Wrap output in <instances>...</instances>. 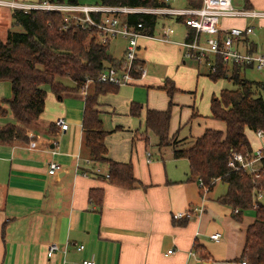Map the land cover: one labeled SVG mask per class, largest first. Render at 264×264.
<instances>
[{
    "label": "crops",
    "instance_id": "1",
    "mask_svg": "<svg viewBox=\"0 0 264 264\" xmlns=\"http://www.w3.org/2000/svg\"><path fill=\"white\" fill-rule=\"evenodd\" d=\"M232 3L236 8L264 11V0H232ZM171 4L188 7L187 0H174ZM13 13L14 10L0 6V16L6 15L9 26L6 25V36L0 37L2 41L12 30ZM169 22L185 30L181 41L184 42L188 28L171 17L160 19V25H169ZM219 25L225 29L252 26L254 33L248 39L255 49L264 51V34H258L264 30V19L223 18ZM174 29L172 40L178 31L176 27ZM147 42L154 43L148 55L166 58L170 54L169 65L176 61L179 51L184 59L183 65H186L185 60L197 63L187 58L185 48L179 45L153 40ZM146 50L147 46L140 44L139 58L144 65L147 64ZM188 70L194 71L192 68ZM166 79L176 90L172 97L167 92V108L153 103L148 107L164 111L171 103L172 108L180 107L178 110L181 112L187 107L193 109L189 110L188 118L184 112L178 129L173 127L171 117V136L178 140L186 139L188 148L206 130L222 129L221 126L207 124L197 136L181 131L187 121L191 124L195 119L204 122L207 117H203L195 106L174 102L177 92L189 91H184L177 78ZM165 80L151 87L165 90ZM1 84L10 93V85L6 82ZM104 96L99 98V110L103 115L112 113L101 102ZM84 107L82 91L60 97L49 89L45 112L41 115L44 123L39 127L43 136L37 135L49 141L50 146L34 149L0 144V264H82L85 259H93L97 264H238L243 261L246 230L255 218L251 223L246 222L243 216L238 220L231 207L218 202L228 191L226 183L217 180L212 191L202 193L199 181L189 180V161L175 158L171 146L157 148V151L148 149L146 145L143 148L139 141L147 144L146 131L142 133L138 129L116 126L108 131L110 133L106 137L108 157L116 162L131 163L134 175L142 185L128 190L110 184L106 179L108 165L83 161L86 159L82 157V152L85 157L82 150ZM59 118L66 120L68 129L61 130L55 124ZM11 122L15 123V120L10 114L0 119L1 126ZM51 124L57 128L54 135L49 133ZM118 132L130 134L118 142L115 137ZM250 132L247 131L249 141ZM147 139L149 143V137ZM259 141L261 144L257 149L264 145L262 140ZM252 149L257 150L253 146ZM78 157L81 160L78 161ZM51 161L62 166L57 175L48 173ZM77 164L80 166L76 167ZM220 183L225 184L223 193L216 190ZM92 189L104 190L99 207L90 200ZM201 208L203 212L199 214L197 210ZM179 214L184 216L178 218L176 215ZM216 233L221 238L211 240L210 235ZM54 243L59 249L50 255L48 250ZM80 245L85 246L84 250L77 249ZM170 250L173 252L168 254Z\"/></svg>",
    "mask_w": 264,
    "mask_h": 264
},
{
    "label": "trees",
    "instance_id": "2",
    "mask_svg": "<svg viewBox=\"0 0 264 264\" xmlns=\"http://www.w3.org/2000/svg\"><path fill=\"white\" fill-rule=\"evenodd\" d=\"M63 3L62 0H54ZM69 3H81L70 0ZM104 5L120 6H158L159 0H92ZM89 2V3H92ZM188 7H200L201 0H187ZM87 3V2H83ZM159 17L153 15H130L129 24H144V32L154 35L160 25ZM13 26L22 31H9L5 41L0 40V82H9L12 97L0 101V119L12 115L15 123L0 125V144L22 146L26 148H46L50 142L43 140L28 129L37 122L44 112L47 98L45 86L53 94L61 96L65 92L78 93L87 79L94 82L85 95V107L82 120L83 145L85 157L97 164L108 165L107 181L124 189L141 187V182L134 175L131 163H121L108 157L106 131L103 113L99 110V98L107 94L118 93L119 86L100 84L96 79L107 65L119 66V60L108 54L109 45H102L92 37L90 29L72 27L64 29L62 16L55 12L16 10L13 13ZM177 22H181L178 19ZM191 41L194 31L188 28ZM217 66L215 73L207 75L214 81L227 79L234 82L235 90L223 89L218 97L211 101L212 118L225 124V130L208 129L193 140L187 148L186 139L171 143L170 123L172 104L167 110L146 109L144 124L146 134L152 132L158 140L157 146H171L175 158H186L190 164V181H202L207 192L212 191L216 181L221 180L228 186L225 196L218 199L222 205L238 209L235 217L239 220L246 210L255 211V220L246 230V246L241 260L246 264H264V199L258 200V207L253 208L254 197L264 193V160L259 166V177H254L242 169L229 166L233 155L238 153L250 156L253 152L247 131L264 133V99L256 96L253 83L241 79V71L246 67L232 65L221 58L213 61ZM143 64V62L141 61ZM202 65L201 63H199ZM203 66V65H202ZM64 79H71L74 87L66 86ZM164 89L172 97L176 91L172 82L165 80ZM130 115L140 117L143 106L130 104ZM55 124L50 125L49 133H56ZM148 135L146 141H148ZM202 193H205L201 189ZM103 189H92L90 200L101 206Z\"/></svg>",
    "mask_w": 264,
    "mask_h": 264
},
{
    "label": "built area",
    "instance_id": "3",
    "mask_svg": "<svg viewBox=\"0 0 264 264\" xmlns=\"http://www.w3.org/2000/svg\"><path fill=\"white\" fill-rule=\"evenodd\" d=\"M174 0H159L158 6H120L104 5L95 2L92 3H59L54 0H43L38 3L20 2V1H0V6L10 8L14 11L24 12L41 11L55 12L62 16L65 26L64 29L80 27L90 29L92 37L102 45H110L114 40L121 38L126 41L122 58L119 60V66L107 65L99 73L96 82L100 84H109L115 86H124L136 83L147 76L145 65L139 58L140 40H153L168 45H179L185 48V56L189 59L201 63L207 71L215 73L217 66L213 62L215 58H221L224 62L256 69L264 72V51L254 48V45L248 39L254 33V28L250 25L245 28L232 27L221 28L219 25L223 18L243 17L252 20L264 19V11L253 9L236 8L232 0H201L200 7H176L172 6ZM130 15H153L159 18L171 17L176 21L181 20L184 27L194 31V37L188 41L189 31L184 42L176 43L172 40L175 29L170 25H158L154 35L144 32V24H129L127 17ZM94 82L87 79L82 88V93L87 95L89 85ZM55 124L61 129L66 130L69 124L65 119L59 118ZM257 137L264 142V133L256 132ZM55 154V152H53ZM150 155V154H148ZM81 160L78 157V161ZM264 160V145L252 152L250 156L234 154L229 166L247 172L254 177H259L258 164ZM86 164L90 159L83 160ZM48 173L57 175L62 171V166L51 161L49 163ZM80 165L77 164L76 167ZM84 175H87L84 173ZM200 188L205 192L206 186L199 181ZM264 199V193L260 192L254 197L253 208L258 207V200ZM202 214L203 209L197 210ZM234 212L239 213L238 209ZM178 218L183 214L176 215ZM221 235L216 233L210 235L211 240L218 241ZM85 246L77 247L79 251L84 250ZM56 243L50 245L49 254L57 251ZM173 251H168L171 254ZM82 264H97L96 261L85 259ZM238 264H246L242 261Z\"/></svg>",
    "mask_w": 264,
    "mask_h": 264
},
{
    "label": "rangeland",
    "instance_id": "4",
    "mask_svg": "<svg viewBox=\"0 0 264 264\" xmlns=\"http://www.w3.org/2000/svg\"><path fill=\"white\" fill-rule=\"evenodd\" d=\"M0 1H13V0H0ZM20 2H25L23 0H15ZM26 1H35L34 3L42 2L43 0H26ZM63 2H68L70 0H62ZM78 2H92V0H77ZM186 1V0H184ZM30 2V3H31ZM185 5V4H184ZM183 6V5H182ZM3 11V10H2ZM4 12V11H3ZM225 19V18H224ZM222 20V19H221ZM231 20V19H230ZM170 23V22H169ZM226 23V22H225ZM8 24L6 15L0 16V37L6 36V25ZM168 24V23H167ZM171 25V23L169 24ZM172 27H176L178 29L177 33L174 35L173 40L175 42H181L184 40V34L185 30L181 28L178 25L173 24ZM9 28V26L7 25ZM11 28V26H10ZM14 32H21L22 29L19 26L14 25L12 27V30ZM259 32V31H258ZM264 34V30L259 32V35ZM146 39H141L140 44L143 45V47L146 45L147 50L145 52V55H148L152 49V45L154 43L147 42ZM126 41L122 40L121 38L114 40L109 45V50L111 52V55L115 58H120L123 56V46H125ZM157 45V44H156ZM180 55V57H179ZM146 58L147 64L145 65V69L147 70V77L141 81H137L133 84H128L120 87V90L118 93L108 94L105 95L101 102L104 103V107L106 109H109L112 113H106L103 115V123L104 128L107 131H110L114 129L116 126H124L126 129L131 130H140V132L144 133L146 131L144 119H145V113L146 109H153L148 107V104H155L156 106H164V108H167L168 106V95L167 91L163 89H157L152 88L151 86H156L161 82H164L166 78H170L172 80H179V83L181 84L182 88H184V91H189L187 93L183 92H177L178 95L175 97L174 102L179 103L180 105H192L195 106L196 109H198L199 113L203 117H207V120L204 122L199 120H196L191 124L184 123L182 125V130L186 134L193 136H197V134L200 132V130L203 129L207 124L215 125V126H221L223 130L225 128V124L221 121L214 120L210 117L211 111H210V102L211 98L213 96L218 97L220 95L221 90L228 89V90H235L238 88V86L227 79H220L218 81L212 80L206 73V68L202 65L200 67L198 66V63L192 62L190 60H185V64L183 65L184 59H182L181 53L179 51L178 57L172 65H169L168 63L171 61L170 54L164 57H156L152 55H148ZM186 66V67H185ZM188 68H192L193 70H188ZM200 74V75H198ZM184 75V76H182ZM241 79L245 81H249L253 83V90H256V87H258L261 84H264V72L257 71L256 69L252 68H245L241 71ZM63 82L66 86L74 87V83L71 79H64ZM5 83V82H0ZM10 85V93L6 92L4 89V86L1 84L0 88V101L7 100L12 97V90H11V84L9 82H6ZM5 85V84H4ZM90 86V85H89ZM90 88V87H89ZM88 88V90H89ZM45 90H49V86H45ZM70 94L65 92L63 95ZM10 95V96H9ZM60 96V97H61ZM256 96L262 97L264 99V87L258 90H256ZM132 98V99H131ZM131 99L129 102L127 100ZM134 101L143 106L142 113L140 117L137 116H131L129 113V105L130 103ZM180 107H176V109L172 108V120H173V127H176V129L180 128L179 122L182 121L181 118H184V112L187 114L186 118H188L190 112L189 110H193L190 108H185L179 111ZM45 112V111H44ZM182 116V117H181ZM189 120V119H187ZM46 121V120H45ZM44 123L43 116L39 120L38 124L37 122L33 123L28 127V129L34 130L38 135H41L39 130V127L42 126ZM188 123V124H187ZM199 123H201L199 125ZM48 126V125H47ZM225 130V129H224ZM130 134V132H118L116 133V136L118 138V142H120L122 139L126 138V135ZM149 137V143L144 144L145 141H139V143L142 145L143 148L148 147V149L152 151H157L158 140L157 137L152 133L148 132ZM43 136V135H41ZM249 138L251 141V144L253 148L257 149L260 146V142L256 133L250 132ZM177 137L172 136L169 140L170 142L174 143ZM170 148V147H166ZM217 191L223 193L225 190V184L220 183L217 186ZM243 218L247 221H250V223L255 218V211L253 209L246 210L243 212Z\"/></svg>",
    "mask_w": 264,
    "mask_h": 264
},
{
    "label": "water",
    "instance_id": "5",
    "mask_svg": "<svg viewBox=\"0 0 264 264\" xmlns=\"http://www.w3.org/2000/svg\"><path fill=\"white\" fill-rule=\"evenodd\" d=\"M108 54L110 53V51L107 52Z\"/></svg>",
    "mask_w": 264,
    "mask_h": 264
}]
</instances>
